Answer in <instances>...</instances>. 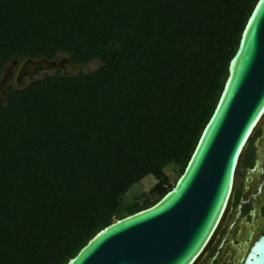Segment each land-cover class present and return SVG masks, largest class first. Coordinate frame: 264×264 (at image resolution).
I'll use <instances>...</instances> for the list:
<instances>
[{"label": "trees", "instance_id": "trees-1", "mask_svg": "<svg viewBox=\"0 0 264 264\" xmlns=\"http://www.w3.org/2000/svg\"><path fill=\"white\" fill-rule=\"evenodd\" d=\"M255 2L0 0V78L6 63L25 58L65 55L80 67L5 87L0 264H65L99 230L173 186ZM92 61L99 65L81 71ZM252 149L249 139L245 169ZM148 176L146 195L122 200Z\"/></svg>", "mask_w": 264, "mask_h": 264}, {"label": "water", "instance_id": "water-1", "mask_svg": "<svg viewBox=\"0 0 264 264\" xmlns=\"http://www.w3.org/2000/svg\"><path fill=\"white\" fill-rule=\"evenodd\" d=\"M79 69L65 55L52 60L25 58L12 81L22 88L25 79L55 71L74 74ZM6 76L1 77L0 88ZM0 92L1 104L5 87ZM263 116L264 0H256L214 109L173 186L152 205L99 230L65 264H195L227 212L239 160ZM257 166L255 160L248 173ZM258 172L261 184L256 193L264 194V157ZM242 203L244 199L236 209ZM253 214L251 210L249 216ZM251 236V231L245 234L242 248L250 243L236 264H264V220L261 234Z\"/></svg>", "mask_w": 264, "mask_h": 264}, {"label": "rangeland", "instance_id": "rangeland-1", "mask_svg": "<svg viewBox=\"0 0 264 264\" xmlns=\"http://www.w3.org/2000/svg\"><path fill=\"white\" fill-rule=\"evenodd\" d=\"M19 63L15 60V62L11 65V62L6 63L1 71V77L3 75L6 76V72L8 71L9 77H5L4 83L1 86L0 90L4 87H7L8 85L12 84L13 80V74L17 68ZM99 65L98 62L92 61L85 65L84 67L81 68V71H91L95 69ZM1 79V78H0ZM28 79H25L27 81ZM1 94V92H0ZM251 141H252V151L257 155L255 159L258 161V166L255 168V170L251 173H248V170L243 168L242 161L244 159V154L245 150L239 160L235 178H234V184H233V189H232V195L231 199L229 201L228 209L227 212L225 213V216L223 217L220 226L213 236V239L211 243L209 244L211 246V251L214 250V246L216 245L218 241V236L220 235V229L223 228L228 222L232 221V214H233V209H234V202L233 200L237 197H241V199H244L245 202L244 204H249L251 207H255L257 211H259L258 214H255L252 218L251 221H245V217L239 216L235 221L237 224L235 227L236 229H239L238 235L236 236V239L238 241H242L245 238V234L247 231L252 232L251 238L254 239L256 236L260 234L261 231V224L263 222V218L260 213L261 207L264 205V194L262 191H259L258 193L255 192L256 187L261 184V176L258 172L260 165L262 164L263 157H264V116L261 119L260 123L257 125L256 129L254 130L252 136H251ZM249 152L246 151V154ZM252 167V166H251ZM249 167V169L251 168ZM248 169V168H247ZM165 176L167 177V180L169 183H171L175 177V174L173 173V170L169 167L165 170ZM154 184V180L151 177H146L143 180H141L138 184L133 185L131 190L125 194L122 198V200L127 199L131 196L134 197H139L141 195H146L148 190L151 188V186ZM237 206V205H236ZM244 222H247V226H244ZM233 237L232 235H228V239ZM250 242L246 243L244 245V248L246 249L248 247ZM209 246L205 249L208 251ZM226 249V247H225ZM228 249V248H227ZM241 249V251H242ZM229 250V249H228ZM239 251L237 252L238 254H231V258H236L238 259L239 256H241L243 253ZM230 252V251H229ZM201 257V256H200ZM199 257V258H200ZM236 264V262L234 263Z\"/></svg>", "mask_w": 264, "mask_h": 264}, {"label": "flooded vegetation", "instance_id": "flooded-vegetation-1", "mask_svg": "<svg viewBox=\"0 0 264 264\" xmlns=\"http://www.w3.org/2000/svg\"><path fill=\"white\" fill-rule=\"evenodd\" d=\"M256 156L257 155L254 153L253 163L255 160H257V159H255ZM252 166H253V164H252ZM246 170H249V168ZM255 192H256V189H255ZM240 200H242L241 197H239V199L237 200L236 205H238L240 203ZM244 202H245V200H244ZM236 205L234 206V209H233L234 211L232 214V216H233L232 221L228 222V224H226L225 226H223L222 229H220V235L218 236V241H217L216 245L214 246V250L210 252L211 246H212V245H210L208 248V251L205 250L203 252V254L201 255V257L195 262V264H234L236 262L237 259L231 258V254L232 253L238 254L237 252L241 251V249H242L241 245H242L244 240H242L240 242L236 239V236L238 235L239 229H236V227H235L237 225V224H235L236 223L235 220L239 216H242V217L246 218L245 221H251L253 216L255 214L259 213V211H257L255 207H251L249 204H248L250 206L249 209L245 213H243L242 212L243 205H247V204H244V203L240 204L239 209H236V207H237ZM251 210H253V212H254L252 217L249 216V212ZM236 212H237V214H236ZM247 225H248L247 222H244V226L246 227ZM232 233H233V237L228 239V235L229 234L232 235ZM225 247H226V249H225Z\"/></svg>", "mask_w": 264, "mask_h": 264}, {"label": "bare ground", "instance_id": "bare-ground-1", "mask_svg": "<svg viewBox=\"0 0 264 264\" xmlns=\"http://www.w3.org/2000/svg\"><path fill=\"white\" fill-rule=\"evenodd\" d=\"M261 191V190H260ZM210 244V243H209ZM209 246V245H208Z\"/></svg>", "mask_w": 264, "mask_h": 264}, {"label": "clouds", "instance_id": "clouds-1", "mask_svg": "<svg viewBox=\"0 0 264 264\" xmlns=\"http://www.w3.org/2000/svg\"><path fill=\"white\" fill-rule=\"evenodd\" d=\"M20 63V62H19Z\"/></svg>", "mask_w": 264, "mask_h": 264}]
</instances>
